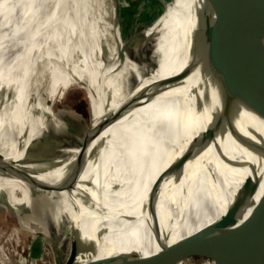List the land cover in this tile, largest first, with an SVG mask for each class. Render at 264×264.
Returning a JSON list of instances; mask_svg holds the SVG:
<instances>
[{
	"label": "bare ground",
	"instance_id": "obj_1",
	"mask_svg": "<svg viewBox=\"0 0 264 264\" xmlns=\"http://www.w3.org/2000/svg\"><path fill=\"white\" fill-rule=\"evenodd\" d=\"M238 1L222 2L236 8ZM115 4L116 0H0V86L4 88L0 92V154L8 161L43 165L42 158L28 150L42 139L41 134L50 136L46 129L48 118L57 102L64 100L72 89L84 91L89 101L88 154L101 144L97 154L87 161L89 164L92 161L91 167L86 165L79 177L64 178L70 181L68 186L58 179L30 174L31 170L29 174L35 179L28 178L24 172L30 166L21 167V172V168L0 162V212L7 217L0 222V264H13L14 258L26 253L40 235L49 247L50 264H57L56 253L63 252L69 257L70 242L76 235L81 247L95 239L98 251L95 258H113L111 264H126L128 260V264H137L134 262L138 259L152 257L170 243L173 250L179 251L178 245L183 244L186 232L183 220L197 200L201 179L224 152L227 209L234 193L250 175L249 168L240 162H253L256 167L261 184L254 203L264 192L262 156L251 155L247 149L242 152L245 151L242 147L205 120L190 124L184 120L188 110L185 103L196 100L193 88L198 84L200 70L193 68L200 63V57L189 54V49H193L189 32L195 30L193 26H198V20L200 28L206 24L212 14L209 1L177 0L172 4L167 1L165 15L144 34L150 40L160 34L154 54L166 55L162 68L150 63L144 68L137 67L125 55L119 27L111 21ZM70 14L75 19L69 23L63 15ZM113 32L116 43L110 36ZM133 71L141 76V81L127 97L115 83L117 79L121 83ZM141 94L139 105L125 107V117L123 114L118 121L101 128L119 115L123 103L128 99L133 102ZM221 111L216 107L213 113L220 116ZM249 115L237 107L234 122L252 121L264 140V122H255ZM192 123L184 145L181 139L173 143L175 134L182 131L184 135ZM162 148L170 154V160L159 171L181 156L186 161L163 180L152 213L146 210L142 215L141 203L148 198L149 188L159 175L158 171L153 179L148 178L153 166L149 160H156ZM64 150L70 151L72 157L62 153L64 161L52 163L48 168L57 167L60 171L70 168L83 153L80 146ZM228 159L235 167L227 164ZM217 172L220 170L214 173ZM77 186L88 197L86 206L79 201ZM91 199L97 202L94 207ZM123 204L130 205L132 212L121 209L114 214L113 208ZM38 208L50 227L37 220ZM221 209L227 210L223 205ZM125 212L131 213L132 220L120 219ZM249 213L250 210L243 219ZM233 223L237 236L254 246L264 260L256 236L246 228L242 217ZM230 230L233 231L231 225ZM168 249L170 257L177 255L171 246ZM224 252L231 264H237L230 252ZM82 254L79 264H83ZM188 257L189 254L183 256V260Z\"/></svg>",
	"mask_w": 264,
	"mask_h": 264
},
{
	"label": "water",
	"instance_id": "obj_2",
	"mask_svg": "<svg viewBox=\"0 0 264 264\" xmlns=\"http://www.w3.org/2000/svg\"><path fill=\"white\" fill-rule=\"evenodd\" d=\"M208 1L212 8V14L208 16V20L204 26L200 28V21L198 20V26L196 27V31H198L196 32L197 40L200 42L201 47L196 52L189 49V54L194 55L195 53L199 55L200 63L195 64L193 68L200 70L198 73V84L193 88L194 90L196 88V91H193L196 94V100L194 103L192 101L185 103L188 110L185 111L184 120H186L187 124L191 122L198 123L200 119L202 121L205 120V122L226 135V137H230L235 141L238 144L237 146L242 147L245 150L242 152H246L247 149L251 155L253 153L264 158V140L255 129L256 127L252 121L249 120L247 123L245 121L234 122V113L237 107L243 112H248L250 114L249 117L253 121L258 123L259 121L264 122V0H239L236 8L224 5L223 0ZM157 2L160 5H164V10L169 5L166 0H157ZM169 3L171 4L172 1ZM115 5V21L117 24V19L121 15L119 0H116ZM164 15L165 12L163 11L151 25L144 26L149 29ZM211 18L213 19L212 21ZM146 32L144 30L142 34ZM126 40L128 42L125 44V52L127 47L134 42H132L130 36ZM191 72H188L187 77H189ZM200 89H202L203 94L200 93ZM190 92H192V87ZM140 102L141 99L127 109L136 107ZM216 107L222 110L220 116L213 113ZM125 110L123 109L118 112L119 115L115 119L110 122L106 121L101 128L105 129L108 125L121 119ZM203 115H206V117ZM123 117H125V114ZM71 125L81 128L84 124L73 119ZM102 129L101 131L103 132ZM70 131L74 132L72 128H70ZM79 134L80 132L77 133L78 136ZM182 137V131H179V133L175 134L173 143H176ZM88 144L87 142L83 148V153L78 157L76 165L64 168L62 171H60V168L57 169V167L48 168L45 165H38L28 161L17 163L8 161L2 154H0V162L11 165L15 169L30 166L25 168V171L28 172H24L30 179H35L30 174L50 179H62L72 175L79 177L85 170L87 161L91 155H96L101 148V144L96 145L93 153L87 154ZM163 151L166 153L163 148L157 152L155 161L149 160V163L153 164L151 170H149V179H153L156 176L155 173L170 160V156H168L170 154H163ZM28 152L31 153L30 151ZM185 161L186 158L181 156L163 171H159L158 177L156 176L154 183L149 188L148 198L145 202L141 203L142 207L139 210L142 215L146 210L150 214L152 213L163 180L174 171H177ZM236 162L238 163V161ZM227 164L235 167L231 159H228ZM240 165L248 167L250 175L245 177L240 188L234 193L225 218H221L211 227L194 235L183 244H179L180 253L177 255L167 257L166 249H164L152 257L138 259L134 263L179 264L184 261L183 256L190 255L194 249H200L203 251L209 250L208 257L215 264H231L224 251L230 252L237 264H264V260L256 248L247 244L245 239L239 238L235 232L230 230L231 222L242 217L246 228L264 243V192L260 199L254 203L261 182L258 181L256 167L253 162L246 161L245 164H241L240 162ZM30 170L32 172L29 174ZM142 170L147 172L144 167ZM143 204L145 205L143 206ZM129 206L123 204L120 208H113L114 214H117L121 209H127L132 212V207ZM133 208H137V205ZM249 210V215L243 219V216ZM130 215L131 213L127 214L125 212L120 219L130 221L132 220ZM40 237L43 239V236L40 235ZM75 239L78 241L71 247L66 264H79L78 258L81 253L85 255V258L80 260L81 263L86 261L85 264H111L113 258H95L98 256V251H96L97 243L94 242L95 239L86 247L80 246L78 235H76ZM128 262L125 263L128 264ZM130 263L133 264L132 262Z\"/></svg>",
	"mask_w": 264,
	"mask_h": 264
},
{
	"label": "rangeland",
	"instance_id": "obj_3",
	"mask_svg": "<svg viewBox=\"0 0 264 264\" xmlns=\"http://www.w3.org/2000/svg\"><path fill=\"white\" fill-rule=\"evenodd\" d=\"M138 1H140V5L137 8H135L134 13L136 16L133 19L134 22L129 27V23H126V20H125L127 18L124 19V26H123L121 15L124 13V14H127L126 16H130V18L133 17L134 14L131 16V13L133 12H128V10L132 8L130 5L131 1L130 0H119L121 15L117 19L118 20L117 27H119L124 44L127 43L126 39L128 36H130L132 41H134L127 47L125 55L128 54V56H130L134 60V62L132 63L137 67L139 66L141 68H144L148 66V63H150V65L152 66H155L157 68H162L166 62V59H165L166 55L164 56L161 52L154 54L156 52L155 46H157L160 43V34H157L152 40H150L146 36L143 37L144 33L142 34V31L149 30L144 25H147V26L151 25V23H153L156 20V17L157 16L159 17L163 13L164 5L158 4L156 0H138ZM166 1L168 2L172 1V3H174L177 0H166ZM115 11H116V5L114 8V16L111 17V21H114V23H116ZM164 12H166V9L164 10ZM70 15H66V16L63 15L66 22L70 23L72 22V19L73 20L75 19V17H73V14H70ZM140 15H147L148 19H146L145 21H141ZM156 22L152 26H154ZM72 24L74 25V23ZM193 28H195L196 30V27L193 26ZM195 30H192L191 34L189 32V38L191 36L190 38L191 44H192L191 48H193L192 51L194 52H196L198 48L201 47L200 42H198L197 40V35H196L197 31ZM110 36L113 37V40L116 43L115 38H114V32L113 34L110 33ZM195 39H196V43L194 44ZM0 48H1V45H0ZM124 75L125 74H123L121 78L124 77ZM139 77L141 76L138 75L137 72L133 71L130 73L129 76L125 75L124 77L125 79L123 78L124 80L121 83L117 79L115 85H117V88L119 89L121 94L123 93L124 96L128 97L134 91V89L139 85V81H141ZM2 84H3V81H2ZM3 90L4 88L2 89L1 87L0 92ZM112 95L113 94L111 91L110 96ZM141 97H142V94L133 102L132 100L128 99L126 103H123L120 106L118 112L125 109V107L127 108L137 103L141 99ZM112 101L113 99L111 97L110 102L112 103ZM73 119L83 122L85 126L83 125L81 126V128H79L77 126L71 125V121ZM47 125L49 127L46 129L50 131V134H48L50 136L47 137L46 135L41 134L40 138L42 139H39L37 142H35L33 147H31V149L28 150L32 154L40 156L42 158L41 163L43 165L49 166V165H52V163H56L57 161L61 163V161H64L65 159L62 153L63 154L65 153L68 156L72 157L70 151H65L64 149L66 150L67 148L74 149L80 146L81 149L83 150V148L86 145V142H88L89 140L90 131H91V123L89 121V101H88L86 93L82 90L72 89L66 95L64 100L57 102L56 107L52 110L50 118H48ZM70 128H72L74 132L73 131L71 132ZM191 129L192 127L190 128V130ZM78 132H80L79 136L77 135ZM184 141H185V138L183 136L180 140L182 145H184ZM68 142H72V143L69 144ZM88 152L89 151L87 150V154ZM54 165H57V163ZM86 165L91 167L92 161L90 162V164L87 163ZM215 169L220 170V172L214 173L212 175V179H211L209 186L206 185L204 190L201 189L202 194L200 193L197 197V200L195 201L196 211L194 210V207H193L191 210L192 212L189 211L190 212L189 217L187 216L183 220V224L186 226L184 230L186 232L183 235V243L189 240L188 239L189 236L191 238L194 235H197L199 232L211 227L212 225L217 223V221L220 220L221 218H225L226 213L224 215H221L220 212H221V206L223 205V203L225 202L228 196L227 195L228 194L227 181H226L225 174L223 173L224 168L221 167V169L219 168H215ZM48 174H51V173H48ZM58 181L60 182V184H63L65 186H68L70 182L69 180L64 179V178L58 179ZM77 190H78L79 201L86 206L87 201H88L87 195L83 191L79 192V190H82V189L78 186H77ZM198 200L200 202L196 206V204L198 203ZM96 203L97 202L95 199H91L92 207H94ZM36 210L38 212V214H36L37 216L35 215L37 220H39L40 223L47 224L49 226L50 224H48L47 220L43 219L40 209L38 208ZM193 213L195 214V217H193L194 219L192 220L191 216L193 215ZM6 218H7L6 213L0 212V222H5ZM231 226H232L233 232L236 233L235 231L236 227L234 226L233 221L231 222ZM77 241H78L77 239H75L74 241H71L70 242L71 247ZM168 246H171V250L174 251L175 254H179V251L177 250V248H174L175 250H173L172 243H170V245ZM168 246L164 248L166 249V251H170L168 249ZM261 248L264 249V243L261 245ZM208 251L209 250L203 251L200 249H194L193 252L190 253V257H188V260H184L179 264H215L213 260L208 257V253H209ZM48 252H49V247H47L44 240L40 236H38V238H36L31 243L26 253L20 254L17 258H14L13 264H50L51 260L47 257ZM166 253H167V257H170L168 252ZM82 258H85L84 255L82 256ZM56 260H58L57 264H66L67 258L65 257V254L63 252H59V253H56ZM83 264H85V261L83 262Z\"/></svg>",
	"mask_w": 264,
	"mask_h": 264
},
{
	"label": "crops",
	"instance_id": "obj_4",
	"mask_svg": "<svg viewBox=\"0 0 264 264\" xmlns=\"http://www.w3.org/2000/svg\"><path fill=\"white\" fill-rule=\"evenodd\" d=\"M131 5V4H130ZM133 6H135V5H133ZM137 15H138V13H137ZM135 16L136 15H133V17L132 18H130V16H128L129 17V21L128 20H126L125 18L126 17H124V15L122 14L121 15V19H122V23H123V26H124V19L126 20V23H129V27L132 25V23L134 22V18H135ZM146 19H148L147 18V15H140V20L141 21H145ZM149 21V20H148ZM128 27V28H129ZM127 29V28H126ZM193 124V123H192ZM192 124L189 126V128L185 131V133H184V138L186 139L187 137H188V135H189V133H190V128L192 127ZM225 155V152L224 153H222V155L220 156L219 155V157L217 158V160L214 162V164H213V166H212V170H210V171H208V173H205L204 175H203V177H202V179H201V182H200V184H201V188H200V193H201V189H203L204 190V188H205V186L206 185H208L209 186V184H210V182H211V179H212V175H213V173L215 172V168H219V169H221V167H222V165H223V156ZM199 193V194H200ZM202 194V193H201ZM202 197H203V195H202ZM223 206H225V209H227V206H226V203H223ZM195 208V207H194ZM226 211V210H225ZM224 210H222L221 209V212H220V214L222 213L223 215H224V212H225ZM256 244H257V248L259 249V250H261L263 253H264V249H262L261 248V245L263 244V242L260 240V239H258L257 237H256Z\"/></svg>",
	"mask_w": 264,
	"mask_h": 264
},
{
	"label": "trees",
	"instance_id": "obj_5",
	"mask_svg": "<svg viewBox=\"0 0 264 264\" xmlns=\"http://www.w3.org/2000/svg\"><path fill=\"white\" fill-rule=\"evenodd\" d=\"M131 1V9L130 10H128V12H133V13H131V16L134 14L135 15V13H134V11H135V8H137L139 5H140V1H138V0H130ZM157 1V0H156ZM159 4V3H158ZM133 5H135V6H133ZM164 11V10H163ZM123 15H124V17H126L127 19L126 20H129V17L128 16H126L127 14H124L123 13ZM158 18V16L156 17V19ZM200 201L198 200V203H199ZM193 207H195V204L193 205ZM192 207V208H193ZM192 208H191V210H192ZM190 210V212H192ZM194 210L196 211V209L194 208ZM190 212L188 213V217H189V214H190ZM197 215V214H196ZM186 216V217H187ZM193 217H195V214L193 213V215L191 216V218H192V220L194 219ZM39 254V253H38Z\"/></svg>",
	"mask_w": 264,
	"mask_h": 264
}]
</instances>
